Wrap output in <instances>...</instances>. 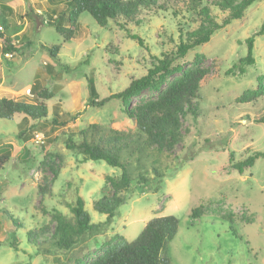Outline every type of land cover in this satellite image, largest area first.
<instances>
[{
	"label": "rangeland",
	"instance_id": "obj_1",
	"mask_svg": "<svg viewBox=\"0 0 264 264\" xmlns=\"http://www.w3.org/2000/svg\"><path fill=\"white\" fill-rule=\"evenodd\" d=\"M0 3L14 10L9 35L19 50L5 55V39L0 37V99L20 100L35 82L55 93L47 102L49 121L34 125L23 121V115L0 119V155L11 151L10 161L0 170V264H92L119 237L134 241L149 221L166 216L179 220L166 252L172 264H264V158L243 174L229 170L233 163L264 152V122H259L264 118V99L236 103L264 81V34L255 37V65L242 76L225 75L247 56V40L264 23V0L253 3L242 19L216 32L183 61L191 65L197 54L208 58L209 74L197 101L200 116L188 114L182 120L183 142L172 152L151 150L141 162L135 161L136 153L131 167L134 177L142 172L151 178L158 167L165 174L161 188L156 191L151 182H134L112 224L69 251L55 248L50 241L55 230L52 215L58 211L71 217L68 204L74 205L80 197L91 221L103 223L106 216L95 210V203L112 194L106 178L118 177L121 170L103 161L84 163L81 155L67 149L66 140L78 142L79 132L92 124L106 132H137L119 101L102 108L88 105V78L100 99L117 94L132 79L146 75L153 66L152 56L176 50L181 29L191 32L198 25L184 9L177 17L170 11L144 9L141 24L130 27L144 40L146 48H141L117 25L102 28L83 13L74 39L64 43L63 36L46 24V0ZM213 14L218 21L224 17L214 7ZM44 46H61L58 58H51ZM178 76L166 80L162 89ZM161 90L144 91L130 101L129 108L156 99ZM55 116L65 125H53ZM25 148L30 152L27 159L22 157ZM201 205L211 210L192 218V211ZM223 214L243 216L244 221L231 223L220 217ZM38 228L45 232L35 234V242L29 241L28 233Z\"/></svg>",
	"mask_w": 264,
	"mask_h": 264
},
{
	"label": "trees",
	"instance_id": "obj_2",
	"mask_svg": "<svg viewBox=\"0 0 264 264\" xmlns=\"http://www.w3.org/2000/svg\"><path fill=\"white\" fill-rule=\"evenodd\" d=\"M209 1L160 0L158 3L157 0H49L44 10L46 24L63 36L64 43L74 39L77 22L83 13H88L102 28H107L111 23L117 25L126 33L127 39L135 41L141 48H146L144 40L139 35L132 34L130 27L141 24L140 16L144 13V9L170 11L174 17H177L184 9L198 25L191 32L181 29L176 50L170 54H162L161 57L152 56L153 66L146 75L132 79L128 86L117 94L100 99L94 81L88 78V105L93 108H102L112 100L119 101L122 111L133 119L137 132L135 134H124L118 130L106 132L101 126L92 124L79 132L78 142L71 137L66 140L67 149L81 155L84 163L103 161L113 168L120 169L121 174L118 177L106 178L112 194L95 203V210L106 216L103 223L91 221L90 215L85 210L84 201L80 197L74 205L68 204L71 217L58 211L54 212L52 217L55 230L50 236V241L55 248L69 251L89 236L100 234L108 228L117 211L126 204L127 198L124 193L130 190L134 182L140 185L151 182L155 185L156 191L161 188L165 174L158 167L153 168L152 178L142 172H139L136 177L133 176L131 167H133L134 155L139 153L140 156L138 154L135 161L141 162L143 158L148 157L151 150H157L160 153L172 152L183 142L182 120L188 114L197 118L200 116L197 101L201 99V85L209 74L205 66L208 58L205 55L197 54L191 65L183 61L190 51L209 43L216 32L224 29L234 20L242 19L246 10L257 0ZM58 6H62V9H56ZM213 7L224 14L221 21H218L213 14ZM9 13H12V9L0 3V28H2L0 37L5 39V46L2 48L5 55L19 53L18 48L12 44L14 38L9 35ZM263 34L264 23L261 29L247 40V56L239 59L237 64L225 72V75L242 76L247 67L255 65L253 56L255 37ZM61 48V46L43 47L54 59L58 58ZM177 74L180 76L174 78L162 89L164 82ZM147 90L161 91L156 99L147 101L134 110L130 109V101ZM54 97L53 91L40 82H35L30 93L23 95L20 100L0 99V119L11 120L17 115H23V121H32L34 125L49 121L47 102ZM261 99H264V81H260L256 89L244 92L236 99V103L252 104ZM59 117L55 116L51 119L53 125H65L58 121ZM259 122H264V118ZM23 151L22 157L29 158L30 152L26 148ZM261 158H264V152H255L245 160L233 163L229 170L243 174L252 169L256 161ZM10 159L11 151L7 149L0 155V170ZM231 161L233 162L232 159ZM222 171L226 169L222 168ZM208 205H201L194 209L191 217L200 218L208 214L211 210ZM220 217L231 223L244 221L243 216L233 214H223ZM10 219L15 225L16 220L13 217ZM178 228L179 220L175 216L155 218L146 224L134 241L129 242L119 237L115 245L109 247L92 264H172L166 252L168 245L176 237ZM44 232L43 228H38L35 233L30 231L29 241L35 242V234L39 236ZM12 246L17 250L14 243Z\"/></svg>",
	"mask_w": 264,
	"mask_h": 264
},
{
	"label": "crops",
	"instance_id": "obj_3",
	"mask_svg": "<svg viewBox=\"0 0 264 264\" xmlns=\"http://www.w3.org/2000/svg\"><path fill=\"white\" fill-rule=\"evenodd\" d=\"M49 3V0H46V4H48ZM1 4H5V5H7V6H9L8 4H6V3H1ZM11 9H12V13H9V16H8V20L10 21V17H12L13 15H14V10H13V8L11 7V6H9ZM41 10V9H40ZM11 22H10V30H11ZM13 38V37H12Z\"/></svg>",
	"mask_w": 264,
	"mask_h": 264
},
{
	"label": "built area",
	"instance_id": "obj_4",
	"mask_svg": "<svg viewBox=\"0 0 264 264\" xmlns=\"http://www.w3.org/2000/svg\"><path fill=\"white\" fill-rule=\"evenodd\" d=\"M0 30H2V28H0Z\"/></svg>",
	"mask_w": 264,
	"mask_h": 264
}]
</instances>
